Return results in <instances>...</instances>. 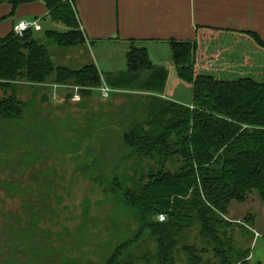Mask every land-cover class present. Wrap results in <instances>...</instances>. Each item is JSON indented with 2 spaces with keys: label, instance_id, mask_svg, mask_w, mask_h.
<instances>
[{
  "label": "trees",
  "instance_id": "1",
  "mask_svg": "<svg viewBox=\"0 0 264 264\" xmlns=\"http://www.w3.org/2000/svg\"><path fill=\"white\" fill-rule=\"evenodd\" d=\"M31 1L35 0H0V4L8 3L7 16H12L18 5ZM42 1L48 15L67 30L47 29L45 41L36 38L31 29L21 35L10 31L1 36L0 89L13 91L23 82L33 86L71 82L89 95L91 88L105 83L114 90L110 95L116 90L146 95L143 104L133 107L134 116H126L119 136L127 151L121 160L126 168L111 179L138 226L103 264H179V252H184L185 264H201L208 254L215 264H249L250 247L239 246L231 234L239 228L249 244L253 234L224 215L231 201L244 202L253 190L264 201V73L232 78L199 73L194 65L205 42H222L231 38L226 34H234L245 39L235 42L253 41L264 52L260 36L253 31L197 26L193 40L165 41L178 77L192 86L190 106L161 96L168 70L154 64L145 47L132 46L134 41H130L123 70L101 73L93 63L79 69L53 65L50 44L73 47L83 44L86 36L73 0ZM23 110L24 103L14 95L0 98L2 119H19ZM0 188L11 197L23 192L4 184ZM160 214L164 215L161 221ZM245 220L249 223L251 217ZM194 228L202 245L183 244Z\"/></svg>",
  "mask_w": 264,
  "mask_h": 264
},
{
  "label": "rangeland",
  "instance_id": "2",
  "mask_svg": "<svg viewBox=\"0 0 264 264\" xmlns=\"http://www.w3.org/2000/svg\"><path fill=\"white\" fill-rule=\"evenodd\" d=\"M23 20L34 19L24 17ZM35 29H31L33 34ZM44 29L35 34L45 41ZM253 44V41L237 43L228 38L222 42L220 39L209 41L208 45L205 42L199 59L211 53L214 56L207 60L212 68L226 64L230 72L215 73L218 76L233 78L260 73L262 76L264 52ZM81 45L67 48L78 52L66 53L69 59L61 64L79 69L93 63L100 71L105 65L97 66L95 62L98 64L97 57L106 53L107 44L91 47L89 42L86 50ZM130 46L121 59L115 62L108 59L106 64L114 63L113 68L125 69V55ZM132 46L147 49L144 42L135 41ZM208 47L210 53L204 52ZM80 51V56H74ZM215 57L222 61H212ZM203 61L206 60L202 59L201 64ZM101 86L91 88L89 95L71 82L58 85V89L54 84L33 86L27 82L14 86L13 91L0 89V98L14 95L24 103L19 119L0 117V186L19 187L23 191L11 197L0 188V264H103L114 247L136 231V218L121 203L111 179L113 175L121 176L126 168L122 158L127 151L119 140L127 123L126 116L129 119L134 116L133 107L143 104L146 95L116 90L114 95L101 97ZM175 92L184 93L183 90ZM100 122L102 125L97 127ZM83 166L87 169L81 171ZM259 204H263L260 199L258 203L232 201L228 215L236 218L252 213L264 229ZM234 230L233 240L251 250L242 230ZM189 235L183 244L202 245L197 229L190 230ZM178 257V263L185 264L184 252H179ZM201 264H215V260L208 254Z\"/></svg>",
  "mask_w": 264,
  "mask_h": 264
},
{
  "label": "crops",
  "instance_id": "3",
  "mask_svg": "<svg viewBox=\"0 0 264 264\" xmlns=\"http://www.w3.org/2000/svg\"><path fill=\"white\" fill-rule=\"evenodd\" d=\"M68 1L71 2L72 0ZM73 2L77 10L80 27L86 36L85 42L94 41L90 43L89 46L91 47L101 43L107 44L104 50L109 53L108 58L106 53L102 52L104 50L100 49L102 54L97 57L99 62L98 64L95 62L97 66H100V63L105 65L101 67L99 72L123 70L122 67L113 68L112 64L114 63L106 64V61L109 59L115 62L121 59L127 49L126 47L130 45V41L144 42L150 60L168 70V77L161 96L190 106L192 103V86L178 77L171 60L170 47L165 41L170 39L193 40L196 38L197 26H208L236 31H253L264 42V0H73ZM10 9L11 6L8 3L0 4V18H3L0 20V37L12 31V26L23 20L24 17L36 21V32L43 28H45L44 31L47 29L59 31L65 27L48 15V7L42 0L21 3L12 16H7ZM35 33L34 36L40 38ZM226 35L233 40H245L243 37L234 34ZM207 39L210 38H201L200 40L208 41ZM86 44H82L83 48L81 49L86 50ZM67 48L71 47L62 48L54 44L48 46L49 57L54 65L66 66L67 63L61 64L62 61L69 59L66 53L77 51L66 50ZM82 51L79 55L74 56H80ZM203 51L208 53L209 47ZM213 56L210 53L201 59L198 58L195 70L199 73L205 72L214 75L230 72L226 70V64L217 69L212 68L207 58ZM218 57L213 58L212 61L221 60ZM202 59L206 61L201 64ZM179 85L178 90L184 92L180 95L175 92L178 91L176 88ZM252 192L256 191L253 190ZM252 192L248 194L244 202L250 200L258 203V199H260L258 193ZM262 202L263 204H259L258 211H261L264 217V201ZM228 213L229 206L226 213L227 218L229 217L228 220L244 224L253 234L248 263L257 264L261 262L264 264V229L260 227V222L256 221V217L252 213L247 212L236 218H231ZM248 216L251 217L249 223L245 222V218Z\"/></svg>",
  "mask_w": 264,
  "mask_h": 264
},
{
  "label": "built area",
  "instance_id": "4",
  "mask_svg": "<svg viewBox=\"0 0 264 264\" xmlns=\"http://www.w3.org/2000/svg\"><path fill=\"white\" fill-rule=\"evenodd\" d=\"M32 27H35L37 29V24L36 21H32V22H26L24 20H20L18 22H16L13 26H12V31L15 34L21 35L22 33L28 31L29 29H32ZM58 85L54 84V88H57ZM114 90L112 88H110L109 86H107L105 83H103V86L100 87V96L102 97H107L110 96V94L113 92ZM76 98V99H75ZM78 96L75 95L74 96V100H77ZM158 219L161 221L164 219V215L160 214L158 215Z\"/></svg>",
  "mask_w": 264,
  "mask_h": 264
}]
</instances>
